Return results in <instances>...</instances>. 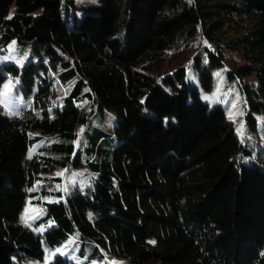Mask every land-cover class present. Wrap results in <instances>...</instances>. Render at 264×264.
I'll list each match as a JSON object with an SVG mask.
<instances>
[{"label":"trees","instance_id":"obj_1","mask_svg":"<svg viewBox=\"0 0 264 264\" xmlns=\"http://www.w3.org/2000/svg\"><path fill=\"white\" fill-rule=\"evenodd\" d=\"M84 8L0 0V47L29 46L22 64H0V94L10 77L23 97L11 114L0 101V264L43 260L72 234L77 258L49 264H264V156L249 142L264 128V0ZM236 58L243 137L201 98L212 71ZM253 74L256 86L243 81ZM105 113L110 130L95 119ZM83 161L91 187L47 189L48 171ZM27 205L43 206L42 230L21 223Z\"/></svg>","mask_w":264,"mask_h":264},{"label":"rangeland","instance_id":"obj_2","mask_svg":"<svg viewBox=\"0 0 264 264\" xmlns=\"http://www.w3.org/2000/svg\"><path fill=\"white\" fill-rule=\"evenodd\" d=\"M71 0H64V2L75 11L79 17H81L85 13V6L91 4H97L100 0H73L74 3L70 2ZM16 10L15 4H13L9 10L8 16H12ZM15 41V45L13 47H9L12 45V42ZM29 55V46L27 44L20 43L17 39H13L6 46L0 47V64L15 62L18 64H22L25 58ZM239 58L234 60H228L224 65L216 68L212 71L213 81L212 86L209 90L201 89V98L209 102L210 104L220 103L226 112V115L229 119H231L234 124L236 131L239 136L243 137L245 133V96L240 87L239 79L230 77L229 72L230 68L233 66H237L240 63ZM219 74V75H218ZM189 76L194 79L195 75L193 70L189 71ZM195 83L199 86V80L197 78L194 79ZM243 81L251 83L253 86H256V76L250 75L243 77ZM17 82L12 78L8 77L7 80L3 84V90L0 94V101L4 107V112L6 114H11L15 112L20 106L16 101L22 100V94L16 92ZM71 87V84L68 85V88ZM200 87V86H199ZM201 88V87H200ZM235 105V107H233ZM92 108V107H90ZM101 118L105 119L103 125L107 129H111L112 125H114V116L111 113H105L100 115V117H96V121L98 123L101 122ZM259 120L263 121L264 117L259 116ZM264 131V128H262ZM259 132V139L253 138L249 139L250 145L253 147V152L255 155L262 154L264 156V132ZM81 132V130H80ZM39 133V131H36ZM47 176V189L51 192L60 190L62 193H70L76 186H79L83 190L91 187L93 183V177L95 173L91 171L87 163L83 161V163L77 167H71L70 170H64L61 168H52ZM54 177H59L61 180H54ZM37 186H40L37 184ZM39 195H43L42 192H39ZM59 199V194L50 196V200ZM43 206L42 205H30L26 206L23 212L21 213V223L26 227H29L33 230H42L43 227H36L34 224L35 220L42 215ZM76 234H72L67 241L59 246L55 247H45V254L43 260H26L27 264H49V262L53 259L54 255L57 253L67 255L69 258L74 259L77 258L79 250L81 249L80 243L76 242ZM115 258V257H114ZM121 259L117 258L116 262L119 264ZM99 264V262H97ZM102 264H105L103 262ZM111 264V263H108Z\"/></svg>","mask_w":264,"mask_h":264},{"label":"snow or ice","instance_id":"obj_3","mask_svg":"<svg viewBox=\"0 0 264 264\" xmlns=\"http://www.w3.org/2000/svg\"><path fill=\"white\" fill-rule=\"evenodd\" d=\"M190 2H191V0H190ZM9 18H11V17H9ZM15 43H16V42L13 41V42H12V45H10L9 47H10V48L13 47V46L15 45ZM218 75H219V74H218ZM233 107H235V105H233ZM153 243H154V242H153Z\"/></svg>","mask_w":264,"mask_h":264}]
</instances>
